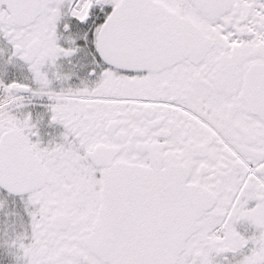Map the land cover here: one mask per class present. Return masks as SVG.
<instances>
[{
	"label": "snow or ice",
	"instance_id": "obj_1",
	"mask_svg": "<svg viewBox=\"0 0 264 264\" xmlns=\"http://www.w3.org/2000/svg\"><path fill=\"white\" fill-rule=\"evenodd\" d=\"M0 264H264V0H0Z\"/></svg>",
	"mask_w": 264,
	"mask_h": 264
}]
</instances>
